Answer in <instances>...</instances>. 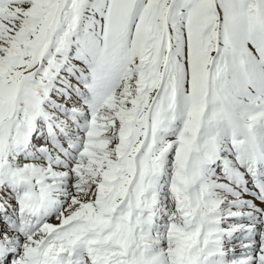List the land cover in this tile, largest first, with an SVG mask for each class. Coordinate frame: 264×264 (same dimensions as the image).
Returning <instances> with one entry per match:
<instances>
[{
	"label": "snow or ice",
	"instance_id": "snow-or-ice-1",
	"mask_svg": "<svg viewBox=\"0 0 264 264\" xmlns=\"http://www.w3.org/2000/svg\"><path fill=\"white\" fill-rule=\"evenodd\" d=\"M0 264H264V0H0Z\"/></svg>",
	"mask_w": 264,
	"mask_h": 264
}]
</instances>
